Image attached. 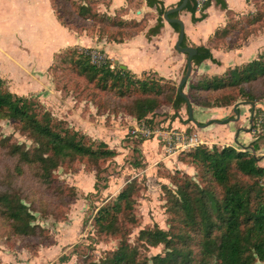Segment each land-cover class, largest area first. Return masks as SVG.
Here are the masks:
<instances>
[{
	"label": "trees",
	"instance_id": "1",
	"mask_svg": "<svg viewBox=\"0 0 264 264\" xmlns=\"http://www.w3.org/2000/svg\"><path fill=\"white\" fill-rule=\"evenodd\" d=\"M144 1L148 7H155L158 14L156 24L146 32V38L150 39L162 28L163 15L167 10L160 1ZM257 1L248 0V3ZM59 2L68 4L73 14L83 21L104 26L98 39L120 43L133 34L126 36L128 30L135 33L144 28L141 21L121 18L123 9L112 16L98 12L100 0ZM212 2L228 15L226 25L216 29L208 40V44L214 47L233 33L241 34L243 28L251 27L264 16L262 6L252 15L247 13L245 21L240 23L233 19L236 14L228 10L225 0H206L198 17L195 16L196 1L187 0L183 11L190 13L193 23L200 22L206 18L205 11ZM178 14L173 13L169 18H178ZM58 20L67 27L59 15ZM169 25L178 35L179 24ZM252 35V32H247L240 42L227 44L225 48H239ZM180 46H188L185 35ZM192 48L196 51L191 60L192 67L206 60L217 63L212 58L210 46ZM91 50L78 46L67 47L57 53L54 60L62 55V63L97 90L130 97V113L137 122L151 124L152 115L162 101L170 105L174 117H178L182 107L188 109L190 102L204 108L248 104L252 124L261 113L254 105L264 99V51L250 62L228 68L222 75L204 76L189 84V97L185 99L176 87L160 84L165 79L154 72L145 71L135 75L128 69H121L106 56L99 62L93 60ZM184 55L187 57V54ZM185 72L186 66L183 76ZM150 75L156 78H149ZM39 109L37 101L12 93L7 82L0 78V119L18 125L20 133L32 142L31 147L26 148L23 144L11 143L9 139L1 140L0 148L17 162L16 174L22 175V166H26L32 170L36 183L51 189L53 184H57L53 175L57 169L70 168L74 162L81 160L96 169L94 191L98 193L106 190L108 181L101 178L100 164L114 159L116 150L110 149L104 142L90 140L79 131L64 128L61 122H54L48 112ZM263 138L264 134H258L255 142ZM146 140L140 137L141 143ZM255 142L252 144L253 150ZM178 160L191 167L195 176L181 169L164 176L171 186H161L168 228L164 230L153 225L142 229L134 245H130L129 229L137 223L135 196L139 197L141 191L138 189V180L130 179L115 198H109L97 209L92 220L95 236L118 238V248L88 264H264V166L259 165V159L247 151H237L232 147L200 145L182 152ZM132 166L138 168L141 164L133 163ZM100 181L104 182L103 186H100ZM74 199L75 196L70 202L73 203ZM0 216L10 223L14 235L27 237L36 231L41 235L45 233L33 224L35 218L24 204L19 190L5 189L0 192ZM60 217L64 218L65 214ZM49 244H54L53 237ZM159 246L163 247V251L150 258L141 252L142 249ZM69 261L70 255L67 254L58 259L60 264Z\"/></svg>",
	"mask_w": 264,
	"mask_h": 264
},
{
	"label": "rangeland",
	"instance_id": "2",
	"mask_svg": "<svg viewBox=\"0 0 264 264\" xmlns=\"http://www.w3.org/2000/svg\"><path fill=\"white\" fill-rule=\"evenodd\" d=\"M102 2L105 3V0ZM254 3L249 4L248 13L251 15L264 7V0ZM58 15L69 27L64 28V32L70 40L57 44L53 40L52 47L49 48V45L42 44L50 38L45 29L49 18ZM246 18V14L233 16L240 23ZM103 28L101 24L78 18L68 4L59 0H0V78L6 80L9 90L37 101L39 110L48 112L54 122H61L64 128L79 131L95 142H104L117 152L114 159L100 164L101 178L108 183L106 190L96 193L93 189L96 169L86 161H76L70 168L57 169L53 174L57 184L48 189L36 183L32 170L26 166H22L24 173L17 175L16 160L9 158L6 151L0 148V192L5 189L19 190L24 204L35 218L33 224L45 232L41 235L36 231L27 237L14 235L10 223L0 216V264H60L58 259L64 254L70 255V261L65 264H88L87 262L98 261L106 252L116 250L119 239L95 236L92 220L97 209L109 198H115L126 181L134 178L138 180V189L141 191L139 197L135 196L137 202L134 213L137 223L129 229L130 245H134L142 229L153 225L164 230L168 228L161 186H170L164 176L177 168L178 156L169 157L170 152L177 149L167 150L171 138V134L167 132L172 130L167 120L181 121L185 116L184 112L174 117L173 109L162 101L152 115L151 124L137 122L130 113V97L97 90L71 72L62 63V55L52 61L55 52L76 45L79 38L84 39L87 44L94 43L100 31H104ZM247 32H252V37L263 40L259 50L263 52L264 16L251 27L243 28L241 34L233 33L221 41L222 46L240 42ZM132 33L134 31L128 30L126 36ZM60 36L59 34L58 40H61ZM256 48L258 44L255 41L247 45L250 52H254ZM90 54L98 62L105 59L102 52L91 50ZM151 77L156 78L154 75L149 76ZM180 80L173 82L165 79L160 84L177 88ZM186 91L187 85L183 92L189 97ZM136 129L141 132H135ZM158 134H162L164 141L156 138ZM140 137L147 140L141 143ZM3 139L23 144L26 148L32 145L20 133L18 125L0 119V142ZM133 163L141 166L134 168ZM181 170L195 176L192 168L183 166ZM99 184L103 186L104 182L100 181ZM73 196L75 199L71 203ZM61 214H65V217H60ZM51 237L54 238L53 245L49 244ZM162 251V246L141 250L148 258ZM85 257L89 260H85Z\"/></svg>",
	"mask_w": 264,
	"mask_h": 264
},
{
	"label": "crops",
	"instance_id": "3",
	"mask_svg": "<svg viewBox=\"0 0 264 264\" xmlns=\"http://www.w3.org/2000/svg\"><path fill=\"white\" fill-rule=\"evenodd\" d=\"M98 4V12L112 16L116 11L123 9L121 18L125 20L141 21L144 28L140 32L133 33L130 37L124 39L120 43L108 42L105 39H95L94 43L87 44L84 39L79 38L74 40L76 45L67 47H83L89 48L97 52H102L104 56L112 59L114 64L122 65L135 75H139L145 71L154 72L157 76L166 80L175 82L180 80L186 66V57L183 53L175 49V43L178 35L174 32L171 26L163 20V26L156 36L150 39L146 38V32L152 28L157 21V10L155 7H148L144 0H100ZM160 1L162 7L166 10L175 7L180 0H157ZM228 10L236 15H244L250 9L248 0H225ZM101 7L102 9H98ZM206 18L200 22L193 23L190 13L181 11L178 14V19L183 24L184 35L188 42V46H210L212 58L217 62L213 63L210 60L202 62L199 66L193 67L192 72L185 86L187 91L189 84H193L204 76L222 75L228 68L240 66L256 58L260 48L263 45V40L250 36L239 48L226 49L221 44L214 47L208 44L209 38L216 29L223 28L228 20L226 11L212 2L206 9ZM200 12H196L198 17ZM63 26L57 17L49 18L48 27L45 29L49 40L43 41V45L52 47L51 41L60 43L61 41L70 40L68 34L64 32ZM44 33V31H43ZM64 33V34H63ZM61 35V40H58V35ZM63 34V35H62ZM64 36V37H63ZM140 37V38H138ZM255 41L258 48L254 52L247 49L249 42ZM42 45V47H43ZM64 47L63 49L67 48ZM58 50L53 54L54 60ZM116 62V63H115ZM2 79V78H1ZM194 79L195 81L192 82ZM5 80V79H3ZM6 81V80H5ZM185 88V87H184ZM187 97V96H186ZM191 114L189 108L182 107L179 114H185L180 119L167 120V124L172 127L170 132L185 133L188 136L192 135L197 138L200 145L207 147H232L237 151H247L253 156L259 158V165L264 166V138L255 142L256 138L251 132V112L250 105L238 103L228 107L204 108L190 102ZM255 108L264 110V99L254 105ZM191 115V116H190ZM167 132V133H170ZM166 133V132H165ZM166 137V136H165ZM158 140L164 141L162 134L156 136ZM255 142V149H252V144ZM185 150L177 149L169 155L173 157L179 156ZM177 168L182 169L187 166L176 159ZM188 167V166H187ZM191 168V167H188Z\"/></svg>",
	"mask_w": 264,
	"mask_h": 264
},
{
	"label": "water",
	"instance_id": "4",
	"mask_svg": "<svg viewBox=\"0 0 264 264\" xmlns=\"http://www.w3.org/2000/svg\"><path fill=\"white\" fill-rule=\"evenodd\" d=\"M186 3H187V0H182L181 4L178 5V6H175L173 8H170L168 9L165 14L163 15V20L165 22H167L168 24H172V23H177L179 24V33H178V38H177V41L175 43V49L180 52V53H183V54H187V57H186V72L184 74V76L181 78L178 86H177V91L179 92L180 96H182L183 98L186 99V95L184 94L182 88L183 86L186 84V82L188 81L189 77H190V74L192 72V63H191V60H192V57L195 55L196 51L194 48L192 47H189V46H186V47H181V43L183 41V38H184V29H183V24L182 22L180 21V19L178 18H169V15L173 14V13H177V12H181L183 11V9L185 8L186 6ZM116 63V62H115ZM121 69H125L124 66L120 65L119 66ZM189 114H191V109L189 107ZM191 116V115H190Z\"/></svg>",
	"mask_w": 264,
	"mask_h": 264
},
{
	"label": "built area",
	"instance_id": "5",
	"mask_svg": "<svg viewBox=\"0 0 264 264\" xmlns=\"http://www.w3.org/2000/svg\"><path fill=\"white\" fill-rule=\"evenodd\" d=\"M196 1V9L197 12H200L202 9L203 4L206 0H195ZM252 116H254L252 114ZM251 132L254 138H257L258 134H264V110L262 113L258 114L255 119L254 123L251 124ZM141 132L140 130L136 129L135 132ZM132 132V133H135ZM171 138L168 141L167 150L181 149V150H188L191 148H196L200 145V142L197 140L195 136L192 135H185V133H178L175 131L170 132ZM173 153V152H172ZM170 152V154H172Z\"/></svg>",
	"mask_w": 264,
	"mask_h": 264
}]
</instances>
